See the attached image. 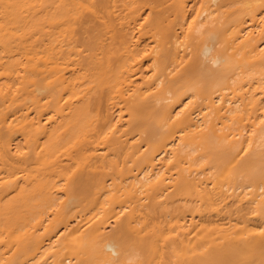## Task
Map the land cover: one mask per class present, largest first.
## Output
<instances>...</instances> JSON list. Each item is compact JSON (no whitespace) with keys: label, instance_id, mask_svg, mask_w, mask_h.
Instances as JSON below:
<instances>
[{"label":"bare ground","instance_id":"bare-ground-1","mask_svg":"<svg viewBox=\"0 0 264 264\" xmlns=\"http://www.w3.org/2000/svg\"><path fill=\"white\" fill-rule=\"evenodd\" d=\"M0 264H264V0H0Z\"/></svg>","mask_w":264,"mask_h":264}]
</instances>
